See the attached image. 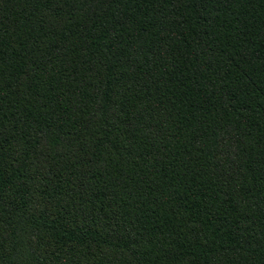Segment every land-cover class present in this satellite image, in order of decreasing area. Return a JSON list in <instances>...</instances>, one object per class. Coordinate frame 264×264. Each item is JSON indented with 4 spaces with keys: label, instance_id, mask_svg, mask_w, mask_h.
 Here are the masks:
<instances>
[{
    "label": "trees",
    "instance_id": "trees-1",
    "mask_svg": "<svg viewBox=\"0 0 264 264\" xmlns=\"http://www.w3.org/2000/svg\"><path fill=\"white\" fill-rule=\"evenodd\" d=\"M0 264H264V0H0Z\"/></svg>",
    "mask_w": 264,
    "mask_h": 264
}]
</instances>
